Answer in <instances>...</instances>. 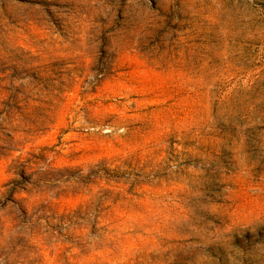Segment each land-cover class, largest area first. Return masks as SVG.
<instances>
[{
  "label": "rangeland",
  "instance_id": "1",
  "mask_svg": "<svg viewBox=\"0 0 264 264\" xmlns=\"http://www.w3.org/2000/svg\"><path fill=\"white\" fill-rule=\"evenodd\" d=\"M0 264H264V0H0Z\"/></svg>",
  "mask_w": 264,
  "mask_h": 264
}]
</instances>
